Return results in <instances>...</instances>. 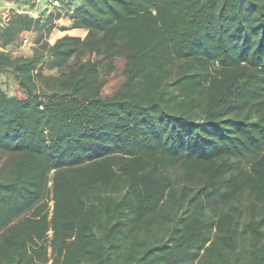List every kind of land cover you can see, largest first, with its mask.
Masks as SVG:
<instances>
[{
	"label": "trees",
	"instance_id": "trees-1",
	"mask_svg": "<svg viewBox=\"0 0 264 264\" xmlns=\"http://www.w3.org/2000/svg\"><path fill=\"white\" fill-rule=\"evenodd\" d=\"M74 1L0 23V264H264V0Z\"/></svg>",
	"mask_w": 264,
	"mask_h": 264
},
{
	"label": "rangeland",
	"instance_id": "rangeland-1",
	"mask_svg": "<svg viewBox=\"0 0 264 264\" xmlns=\"http://www.w3.org/2000/svg\"><path fill=\"white\" fill-rule=\"evenodd\" d=\"M14 2L16 3V5H18L17 8L21 9V3H23V0H14ZM10 11L15 10L10 9ZM6 17H8V0H0V23L3 24L7 20ZM27 38V42H23V40L21 39L17 44L9 46L7 50H9L13 54L29 55L32 51V48L34 47V43L31 42L33 38L30 37V35H28ZM45 73L56 74L57 71L55 69H47L45 70ZM117 75V70H114V72L107 78V83L111 86L117 85L119 82V78ZM0 84L2 85L3 89L8 93V95H15L20 98H23L25 96L24 93L20 90L18 83L9 74L0 76Z\"/></svg>",
	"mask_w": 264,
	"mask_h": 264
},
{
	"label": "crops",
	"instance_id": "crops-1",
	"mask_svg": "<svg viewBox=\"0 0 264 264\" xmlns=\"http://www.w3.org/2000/svg\"><path fill=\"white\" fill-rule=\"evenodd\" d=\"M65 1L68 2L69 0H65ZM74 2L75 3L73 5H76V4L79 5L80 3L79 1H76V0ZM21 5H22L21 9H18L17 8L18 5H16L14 0H8V17L14 12H27L33 17H37L38 15L41 14L40 7L38 6L34 5L33 7H29V5L26 4L24 0H23V3H21ZM70 8L64 7V9L62 10L61 17L55 20L56 24L48 36V41L50 43H53L56 39L62 37L65 34L71 35V36H79L81 38H83L86 35V32H87L86 30L79 29V28H72V18H71ZM10 9H14L15 11H10ZM8 17H6V19ZM29 35L30 37L33 38L32 39L33 41L31 40V42L34 43L35 33L30 32ZM33 45H35V43ZM31 54H32V51L29 55ZM29 55H24V56H29Z\"/></svg>",
	"mask_w": 264,
	"mask_h": 264
},
{
	"label": "built area",
	"instance_id": "built-area-1",
	"mask_svg": "<svg viewBox=\"0 0 264 264\" xmlns=\"http://www.w3.org/2000/svg\"><path fill=\"white\" fill-rule=\"evenodd\" d=\"M35 6L40 7L41 13L45 15L62 14L64 0H31ZM28 38H24L23 42H27Z\"/></svg>",
	"mask_w": 264,
	"mask_h": 264
}]
</instances>
